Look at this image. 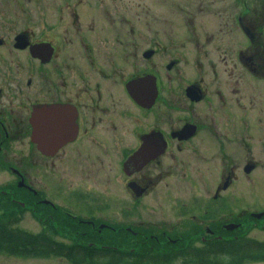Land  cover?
<instances>
[{"label": "flooded vegetation", "instance_id": "flooded-vegetation-1", "mask_svg": "<svg viewBox=\"0 0 264 264\" xmlns=\"http://www.w3.org/2000/svg\"><path fill=\"white\" fill-rule=\"evenodd\" d=\"M157 1L185 32L0 0V214L129 250L100 264H264V0Z\"/></svg>", "mask_w": 264, "mask_h": 264}, {"label": "trees", "instance_id": "trees-1", "mask_svg": "<svg viewBox=\"0 0 264 264\" xmlns=\"http://www.w3.org/2000/svg\"><path fill=\"white\" fill-rule=\"evenodd\" d=\"M16 219L9 214H0V253H6L17 256H48L61 255L68 258L73 264L87 262L88 264H100V256H109L115 252L118 257H125L129 254L127 248L118 247L112 250L109 247H100L93 241H97L95 233H84V245H77L80 240L77 233L66 232L59 233L69 238V241H57L53 234L38 231L30 232L15 225ZM70 235H73L71 237ZM82 237L81 234H78ZM89 241L93 243L89 245ZM136 251V249L134 250ZM131 252V251H130ZM246 258L254 260L256 256L253 251L245 250ZM226 264H233L232 262Z\"/></svg>", "mask_w": 264, "mask_h": 264}, {"label": "rangeland", "instance_id": "rangeland-1", "mask_svg": "<svg viewBox=\"0 0 264 264\" xmlns=\"http://www.w3.org/2000/svg\"><path fill=\"white\" fill-rule=\"evenodd\" d=\"M149 8V25L152 27L156 26V22L152 20V15H155L157 12L159 14H162L164 17H169L176 19L180 22V24H174L172 21L168 23L163 24L161 29H164V33H171L176 30V27H178L179 32H185L188 26L185 24L182 13L179 10L176 9H170L168 8L167 3H163V6L161 7L158 4L157 0H146ZM7 177V174L4 172H0V183L5 180ZM19 227L26 229L30 232H38L39 226L38 224L34 223L28 214L23 211L22 216L19 219L18 224ZM66 237H61V240L66 241ZM0 264H73L70 260H67L64 257H60V255H48V256H17V255H10L6 253H0ZM77 264V263H76ZM79 264V263H78ZM80 264H88L87 262H83ZM249 264H256V263H249Z\"/></svg>", "mask_w": 264, "mask_h": 264}]
</instances>
